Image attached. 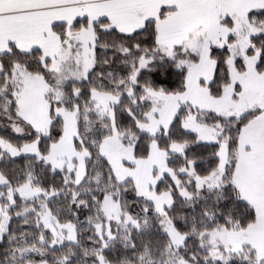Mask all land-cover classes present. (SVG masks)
<instances>
[{"label": "snow or ice", "instance_id": "obj_1", "mask_svg": "<svg viewBox=\"0 0 264 264\" xmlns=\"http://www.w3.org/2000/svg\"><path fill=\"white\" fill-rule=\"evenodd\" d=\"M0 264H264V0H0Z\"/></svg>", "mask_w": 264, "mask_h": 264}]
</instances>
